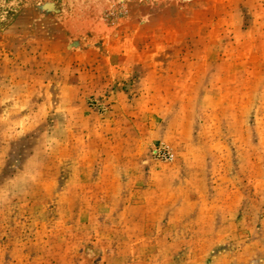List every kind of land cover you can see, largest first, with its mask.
Masks as SVG:
<instances>
[{
	"label": "rangeland",
	"instance_id": "1",
	"mask_svg": "<svg viewBox=\"0 0 264 264\" xmlns=\"http://www.w3.org/2000/svg\"><path fill=\"white\" fill-rule=\"evenodd\" d=\"M9 186L0 264H264V0H0Z\"/></svg>",
	"mask_w": 264,
	"mask_h": 264
},
{
	"label": "clouds",
	"instance_id": "2",
	"mask_svg": "<svg viewBox=\"0 0 264 264\" xmlns=\"http://www.w3.org/2000/svg\"><path fill=\"white\" fill-rule=\"evenodd\" d=\"M32 180H33L34 183L38 182L36 177H33ZM2 191H3V189H0V192H2ZM7 193H8L7 200H5L4 198L0 197V211H3L4 208L7 206V204L11 203V200L13 198H15L17 195L22 194V193H20V191L18 189L13 188L12 186L8 187Z\"/></svg>",
	"mask_w": 264,
	"mask_h": 264
}]
</instances>
